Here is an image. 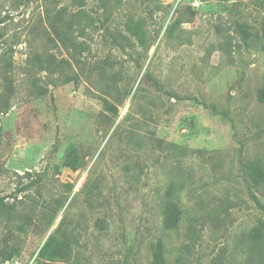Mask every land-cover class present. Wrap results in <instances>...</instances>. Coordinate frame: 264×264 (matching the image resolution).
Segmentation results:
<instances>
[{
  "label": "rangeland",
  "instance_id": "obj_1",
  "mask_svg": "<svg viewBox=\"0 0 264 264\" xmlns=\"http://www.w3.org/2000/svg\"><path fill=\"white\" fill-rule=\"evenodd\" d=\"M263 87L264 0H0V264H264Z\"/></svg>",
  "mask_w": 264,
  "mask_h": 264
},
{
  "label": "trees",
  "instance_id": "obj_2",
  "mask_svg": "<svg viewBox=\"0 0 264 264\" xmlns=\"http://www.w3.org/2000/svg\"><path fill=\"white\" fill-rule=\"evenodd\" d=\"M129 28L130 32L139 40L143 39V35L140 32V28H138L137 23H130ZM57 68L59 70V76H62L65 72L63 69V65L58 63ZM259 96L260 100L264 102V87L261 89ZM262 166L263 165L259 161H251L243 166L244 174L247 175V178L255 187H261L262 185H264V168ZM165 210V227L168 229L175 228L178 225L180 216L177 205L169 200L165 205ZM256 233L258 236H262V233L259 229H256ZM39 255L54 261L53 264H62L60 263V260H68L70 257V247L67 244L60 242L59 239L56 238V236L52 235L40 249ZM153 264H167L165 256L159 250L155 253Z\"/></svg>",
  "mask_w": 264,
  "mask_h": 264
}]
</instances>
